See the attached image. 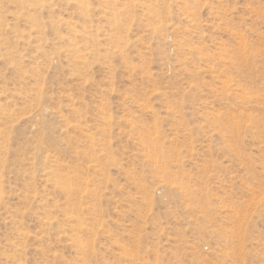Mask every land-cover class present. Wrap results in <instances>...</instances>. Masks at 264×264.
<instances>
[{
  "label": "rangeland",
  "instance_id": "1",
  "mask_svg": "<svg viewBox=\"0 0 264 264\" xmlns=\"http://www.w3.org/2000/svg\"><path fill=\"white\" fill-rule=\"evenodd\" d=\"M81 245L264 264V0H0V264Z\"/></svg>",
  "mask_w": 264,
  "mask_h": 264
},
{
  "label": "bare ground",
  "instance_id": "2",
  "mask_svg": "<svg viewBox=\"0 0 264 264\" xmlns=\"http://www.w3.org/2000/svg\"><path fill=\"white\" fill-rule=\"evenodd\" d=\"M80 251H78V253H82L81 255H82L83 258L82 257H79V259L80 260H83L82 262H84L86 264H89L90 263L89 252L95 254L94 248L91 250V249H88V248L84 247L83 245H81ZM45 256H48V255L46 254ZM52 259H53V264H56V258L55 257H52Z\"/></svg>",
  "mask_w": 264,
  "mask_h": 264
}]
</instances>
